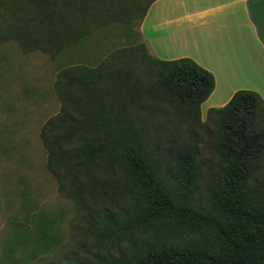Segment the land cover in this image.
Returning <instances> with one entry per match:
<instances>
[{
    "label": "trees",
    "instance_id": "trees-1",
    "mask_svg": "<svg viewBox=\"0 0 264 264\" xmlns=\"http://www.w3.org/2000/svg\"><path fill=\"white\" fill-rule=\"evenodd\" d=\"M155 1L0 0V29L10 37L0 45L13 40L22 53L41 52L56 65L60 107L39 138L58 190L77 203L85 195L124 202L123 220L111 221L102 234L153 233L155 222L166 221L177 238H186L180 244L146 240L117 256L93 253L74 264H264V193L249 189L264 160L258 123L264 100L236 91L194 128L214 78L190 58L162 61L149 53L136 28ZM119 23L132 25L127 46L99 61L93 56L94 66L83 57L57 66L61 55ZM175 118L189 124L188 139L167 135ZM173 144L178 149L167 175L158 157ZM200 145L218 157L207 209L187 201ZM163 175H174L173 184Z\"/></svg>",
    "mask_w": 264,
    "mask_h": 264
},
{
    "label": "rangeland",
    "instance_id": "rangeland-1",
    "mask_svg": "<svg viewBox=\"0 0 264 264\" xmlns=\"http://www.w3.org/2000/svg\"><path fill=\"white\" fill-rule=\"evenodd\" d=\"M129 26L132 25L119 23L103 28L78 49L61 55L57 66L75 64L78 57L90 60L95 56L99 61L113 50L127 46L129 41L125 38L132 36L128 35ZM0 34L1 40L10 39L4 30L0 29ZM3 44L0 45V264H74L93 253L109 252L117 256L146 240L182 243L186 238H177L166 221L155 222L153 233L102 234L103 227L111 226V221L123 220L125 203L115 197L105 203L89 195L77 203L58 190L55 179L46 170V152L39 138L41 126L60 107L53 91L52 70L56 65L41 52L22 53L13 40ZM92 62L85 63L97 64ZM206 118L207 114L200 113L194 128H201ZM169 123L170 138L188 139L191 132L186 121L175 118ZM258 123L264 125V118L258 119ZM197 135L203 136L202 131L198 130ZM200 147L199 170L187 201L191 206L207 209L218 157L203 150V145ZM177 149V144H173L158 157L162 172L167 175ZM163 176L173 184L174 175ZM249 189L255 194L264 193V160Z\"/></svg>",
    "mask_w": 264,
    "mask_h": 264
},
{
    "label": "crops",
    "instance_id": "crops-1",
    "mask_svg": "<svg viewBox=\"0 0 264 264\" xmlns=\"http://www.w3.org/2000/svg\"><path fill=\"white\" fill-rule=\"evenodd\" d=\"M136 30L155 58H190L213 75L201 114L239 90L264 100V0H156Z\"/></svg>",
    "mask_w": 264,
    "mask_h": 264
}]
</instances>
